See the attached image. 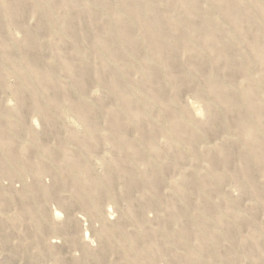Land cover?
Instances as JSON below:
<instances>
[{"label": "rangeland", "instance_id": "374dc122", "mask_svg": "<svg viewBox=\"0 0 264 264\" xmlns=\"http://www.w3.org/2000/svg\"><path fill=\"white\" fill-rule=\"evenodd\" d=\"M0 264H264V0H0Z\"/></svg>", "mask_w": 264, "mask_h": 264}]
</instances>
